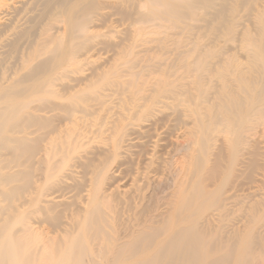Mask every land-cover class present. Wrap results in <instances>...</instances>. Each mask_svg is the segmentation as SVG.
Here are the masks:
<instances>
[{
  "label": "bare ground",
  "instance_id": "6f19581e",
  "mask_svg": "<svg viewBox=\"0 0 264 264\" xmlns=\"http://www.w3.org/2000/svg\"><path fill=\"white\" fill-rule=\"evenodd\" d=\"M111 1L0 0V264H262L264 151L248 138L264 127V10L241 33L254 59L248 73L236 74L226 64L219 84L205 82L204 72L213 71L206 63L212 46L193 42L179 68L195 75V87L160 84L163 97L182 96L190 104L191 90L206 101L211 89L204 118L187 106L198 116L189 142L159 138L176 126L174 113L137 133L126 127L143 120V111L124 121L115 115L109 128L104 125L90 103L111 85L105 73L89 84L62 80L99 37L91 28L95 21L105 23V5L127 20L133 15L126 6L137 1L134 22L166 16L169 26L200 11L205 30L218 37L237 26L232 3L255 6L263 0ZM58 22L63 32L50 47L42 37ZM123 85L118 84L122 93L128 88ZM83 120L90 130L98 126L86 146L77 134ZM104 127L108 135L102 136ZM218 128L227 143L213 151L211 133ZM139 140L148 149L134 144ZM175 146L184 154L180 161ZM257 175L263 191L247 198L242 227L226 234L219 222L204 217L210 210L226 211L240 197L243 180Z\"/></svg>",
  "mask_w": 264,
  "mask_h": 264
},
{
  "label": "rangeland",
  "instance_id": "374dc122",
  "mask_svg": "<svg viewBox=\"0 0 264 264\" xmlns=\"http://www.w3.org/2000/svg\"><path fill=\"white\" fill-rule=\"evenodd\" d=\"M113 1L114 0H112L111 2ZM134 3L137 4V1H135ZM135 4L126 6V8H131L130 12L133 15L127 20H122V17H120V12L117 11L114 5H105L107 9L102 11L106 12L105 15L107 19L106 17L104 18L105 23H103V21L101 20H98V22L95 21L96 24L94 23L93 27L91 28V30H94L99 34V37H97L94 42H92V45H90L91 47L87 52H82V56L78 58V60L82 59V61H78L79 63L74 62V65L72 64L67 68L68 72L66 73V77H64L62 81L63 83L71 85L78 83L81 85L89 84L98 80V73H105L108 77L107 83L111 85L103 87L99 92V95L102 94L103 96L100 95L101 97H98L97 101H95L94 103H90L94 107L90 109H94L96 112H98V116H101L100 118L102 121L105 119L103 121L104 125L107 122V127L109 128L113 120H117L120 118L124 121L125 117H129L131 114H136L140 111H143V120H141L140 122H134L133 125H128L126 127L129 132L137 133L140 128L147 126V124L152 122L153 119H161L163 118L162 116L166 114L174 113V115H176V120L172 121V124H175L176 126H174V128L172 127V129L170 130H162L163 132L158 133L159 138L163 139V142H176V144H183V141L189 142L192 139L194 140L195 137H192L191 134L193 133L190 134V132L192 130L193 132H197L195 120L198 119V116L196 114L191 116L188 107H190L192 110L196 108V110L201 114L202 118H204L210 107V103L208 102H211L212 100V91H210L211 89L208 90V93L210 92L209 95L211 97H207L206 101L204 100L203 96H199L196 94L194 88L190 91L195 95L193 103L190 104L188 101H184L183 97L180 96V98L177 97V101L181 99L183 101H180L181 105H177V101H174L171 98H165L157 92L159 91L158 89L162 87L160 84L163 81H166L170 83L171 86L186 84L188 87H195L194 84H191V82L194 81L195 75L188 74L184 68H179V66L181 65L180 62H182L185 58L184 56H189L191 54L189 52L187 54L186 52L190 47L192 48L193 42H197L201 46L205 44H209L210 46H212L211 48L213 50V53L206 59V63L211 62L209 67L210 70L213 71L211 73L204 72L205 82L208 80H212V83H215L216 85L219 84L218 76L219 72H221L220 66L224 67L226 64L229 65L236 74L248 73L254 59L251 56L252 52L250 48L245 44L241 33L244 29L253 28L256 20V15H258L257 13L263 12L264 10V0L256 4L255 6H241L239 3L234 4V6L232 3V6L236 11L234 13L233 9L231 11V16L235 17L237 26L233 28L232 34H221L222 36L219 35L218 37H215L212 32H207L205 30V24L202 21L201 15L199 13L200 11H195L194 15L190 19H184L180 22H177L176 26H169V24L167 23V20H169V18L167 19L166 16L164 17L165 21L153 20L147 23H142L139 21L134 22L136 20L135 18L138 17L135 14V11L138 10L136 9L138 8L137 5ZM53 26V30L51 29L47 33V35H44L42 37V40L47 38V41L50 43L53 39L62 35L64 28L62 23L58 22ZM214 38L216 40L211 43V40H214ZM161 43L164 45H162ZM49 46L53 47V43H50ZM192 59L193 57H191L189 61H191ZM173 66L174 69L172 68ZM180 67H182V65ZM62 81L58 82V84L62 83ZM114 83H116V85ZM118 84H120V86H122L123 84L125 86L128 85V88L125 87L126 90H124L122 93ZM169 87L170 86H168V88ZM128 91L130 92V94ZM112 92H114V95ZM116 92L118 93L117 95ZM125 96L128 97V99L125 98ZM99 102L101 103V105ZM140 104L143 106H141ZM112 112H114L115 114ZM115 115L117 119L115 118ZM177 115L178 117L180 115V117L178 118ZM177 120H179V122H177ZM80 123V127L77 128V134H81V139L79 138L78 141L80 143L85 142L84 146H86L93 135L97 134L95 133V131L97 130L98 126H94L90 130V127L88 128V125H86L89 124V122H85L83 120L84 125L82 122ZM130 127L132 128L130 129ZM103 129L104 132H106L102 136L108 135V130H106V127H104ZM221 129L222 128H218L216 131L211 133L212 144L215 145L213 146V151L216 147H221L222 145H225L227 143L228 135L223 133ZM263 129V126L256 127L255 130L252 131L253 135H249L251 137L248 138V141L249 143L251 142L255 145L257 144L264 151ZM92 133L94 134L92 135ZM248 133H251V131L248 130ZM196 135L197 138L201 136L200 133H196ZM140 142L142 141H134V144H137L136 146L138 148H140L141 146H145V144ZM145 148L148 149L147 146H145ZM194 148L196 149L198 147L194 146ZM178 150L179 146H175V152L173 153V155L178 159V161H180L179 158L184 154L179 152ZM114 170L115 169H112L111 171ZM118 178L120 177H112V181L117 180ZM261 180V175L255 176L254 181H249L247 179L243 180L240 186L241 190L238 193L240 197L238 199H235L233 202H230L227 205L226 211L219 213L218 211L210 210L205 213L204 217H209L211 221H213V224H217L219 222L220 229L223 230L226 234H230L231 231L238 226L242 227L244 221V208L248 200L247 198L251 196H255V198H257L259 194L262 193L263 189H260L263 186ZM106 183L107 185H110L112 182L107 180ZM219 215H221V217ZM263 259L264 256L262 258V264H264Z\"/></svg>",
  "mask_w": 264,
  "mask_h": 264
}]
</instances>
